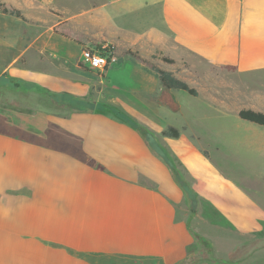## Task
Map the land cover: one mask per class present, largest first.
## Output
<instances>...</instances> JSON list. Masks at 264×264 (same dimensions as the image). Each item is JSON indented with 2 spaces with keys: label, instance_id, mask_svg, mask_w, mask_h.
<instances>
[{
  "label": "crops",
  "instance_id": "0c3cea01",
  "mask_svg": "<svg viewBox=\"0 0 264 264\" xmlns=\"http://www.w3.org/2000/svg\"><path fill=\"white\" fill-rule=\"evenodd\" d=\"M0 2L34 31L1 39L0 264H178L198 212L167 155L200 205L241 233L262 228L264 205L214 164L196 127L214 119L216 99L222 110L264 100V0ZM91 45L118 62L91 70ZM153 64L198 95L164 86ZM63 95L91 106L65 109ZM169 126L180 136L163 135Z\"/></svg>",
  "mask_w": 264,
  "mask_h": 264
},
{
  "label": "rangeland",
  "instance_id": "374dc122",
  "mask_svg": "<svg viewBox=\"0 0 264 264\" xmlns=\"http://www.w3.org/2000/svg\"><path fill=\"white\" fill-rule=\"evenodd\" d=\"M25 21H28L25 17L0 10V49H5L1 43L5 37H30L34 33ZM252 77L246 76L244 79L254 83ZM0 92L3 97L8 96L7 87L3 84H0ZM44 98L39 101L46 105ZM230 101L231 106H244L243 103H236L233 95ZM257 101L256 98L252 99L258 106L256 111L264 112V100ZM215 102L214 119L207 126L196 127L199 144L214 164L227 176L243 184L264 205V126L240 118L238 113L245 108L222 110V101L216 99ZM53 105L63 108L59 100ZM65 105V109L78 106L74 102ZM16 106H20V102ZM175 174L188 185V174L179 164L176 165ZM191 195L194 201L190 199V208L198 213L196 217H191L190 226L197 236L188 248L187 257L178 264H264V223L259 231L241 233L214 208L200 205L198 195ZM132 262L130 264H161L153 260Z\"/></svg>",
  "mask_w": 264,
  "mask_h": 264
},
{
  "label": "trees",
  "instance_id": "16d2710c",
  "mask_svg": "<svg viewBox=\"0 0 264 264\" xmlns=\"http://www.w3.org/2000/svg\"><path fill=\"white\" fill-rule=\"evenodd\" d=\"M0 10L6 14H12V15H15L17 17L24 18V16L22 15V13L19 10L7 8L2 2H0ZM163 59L169 63L174 62L173 59L168 58V57H163ZM143 61L148 62L145 59H143ZM152 67L156 71V73L158 74L162 84L164 86H166L167 88L183 90V91H186L190 95H193V96L198 95V91L196 88L191 87L186 81L178 78L172 71L160 68L155 64H153ZM227 68L230 70L235 69L234 66H228ZM62 97L64 98L65 101L68 100L70 102H74V98H71V97L66 98V95H63ZM76 103H78V104L80 103L81 107L89 108L91 106L90 103H87V102L84 103V101H82V100L77 101ZM110 111L119 119H122V120L130 123L131 125H135L134 121L131 118H129L128 116H126L122 113H118V111H116L115 109H112V108ZM238 114H239V117L244 119V120H248V121H251V122L256 123L258 125L264 126V112H262V111H256L253 109H241ZM162 134L165 136L179 137L180 131L175 127L169 126L167 129L162 131ZM167 161H168L169 166L175 172L177 163L169 155H167ZM176 177H177L178 181L181 183V185L184 187L186 193L189 194L192 201H194V197L191 194L196 195V193H194V191L190 187H188L187 184L182 182L177 175H176ZM204 204H206V206L207 205L211 206L207 202H205ZM216 213L220 214L217 211H216Z\"/></svg>",
  "mask_w": 264,
  "mask_h": 264
},
{
  "label": "built area",
  "instance_id": "2783aa9c",
  "mask_svg": "<svg viewBox=\"0 0 264 264\" xmlns=\"http://www.w3.org/2000/svg\"><path fill=\"white\" fill-rule=\"evenodd\" d=\"M82 60L91 70L103 73L118 62L119 56L108 45H91L83 48Z\"/></svg>",
  "mask_w": 264,
  "mask_h": 264
}]
</instances>
